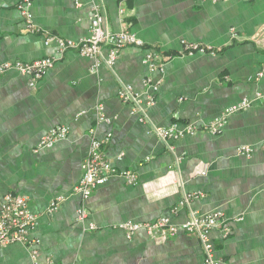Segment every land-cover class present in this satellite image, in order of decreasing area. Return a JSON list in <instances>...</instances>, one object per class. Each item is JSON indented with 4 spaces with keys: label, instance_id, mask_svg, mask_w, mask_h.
Segmentation results:
<instances>
[{
    "label": "crops",
    "instance_id": "crops-1",
    "mask_svg": "<svg viewBox=\"0 0 264 264\" xmlns=\"http://www.w3.org/2000/svg\"><path fill=\"white\" fill-rule=\"evenodd\" d=\"M21 1L0 0V63L56 62L34 86L17 70L0 74V201L8 192L27 197L37 216L32 237L42 241L37 264H203L194 234L180 231L162 241L141 229L128 238L117 225L164 215L181 225L194 212L215 210L226 219L210 232L219 264H264V105L230 114L218 134L201 130L163 140L150 132L208 124L243 97L264 93V74L258 76L264 70V0H99L108 30H129L171 55L156 92L144 84L160 73L150 69L143 48L125 47L113 66L104 57L96 66L76 51L62 53L55 41L45 44L50 35L86 38L96 0H32L37 32L26 31ZM183 41L216 51L187 53ZM123 85L142 93L143 121L136 105L119 98ZM148 94L155 97L152 105ZM99 105L109 123L98 124ZM57 125L68 126V136L38 150ZM91 129L99 138L112 133L104 146L108 159L139 180L132 185L110 177L92 193L89 218L81 222L75 187ZM242 147L252 152L239 153ZM187 194L194 196L180 206ZM58 196L65 200L51 210ZM0 264L35 261L30 247L17 243L0 247Z\"/></svg>",
    "mask_w": 264,
    "mask_h": 264
},
{
    "label": "built area",
    "instance_id": "built-area-1",
    "mask_svg": "<svg viewBox=\"0 0 264 264\" xmlns=\"http://www.w3.org/2000/svg\"><path fill=\"white\" fill-rule=\"evenodd\" d=\"M32 0H22L18 8L22 14L26 31L37 32L41 28L36 25L31 12ZM52 41L58 43L60 51H76L82 56L94 59L96 66L100 65L102 57L104 62L113 66L121 52L128 46L143 48L145 51V61L150 65L152 71H159L160 76L146 78L144 84L154 92L158 91L162 83V73L164 72L165 61L171 55L163 54L157 50L155 46L146 45V43L137 37L129 30L118 32L110 31L106 27V16L104 6L99 0L94 1L92 6V18L90 23L89 35L80 40L65 39L62 37L50 35L46 36L45 44ZM184 51L187 53L200 52H215L210 46L200 43L183 41ZM105 54V55H104ZM55 57H43L33 61H5L0 63V74H4L10 70H17L31 78V85H35L41 80L46 73L54 66ZM264 70L258 73V76H263ZM147 93V91H146ZM119 98L126 102L132 103L138 107L137 111L141 113L140 120L145 119V111L141 106L143 101L142 93L136 92L131 85H123L118 92ZM146 104L152 105L155 103L153 94H148ZM256 103L264 105V93H257L254 97L245 96L236 104L227 107L221 116L215 118L205 125H195L188 123L182 129L176 124L169 127L154 126L151 133L157 135L163 140L180 139L188 134H195L198 131H207L212 134H218L222 131L223 126L227 122L230 114L246 110ZM98 124L109 123L108 118L103 112V106L97 107ZM91 145L88 157L83 162V175L79 183L75 187V191L80 195V206L78 209V220L85 222L89 218L87 209L89 198L94 190L100 185L105 184L110 177L119 176L125 179L129 184H136L139 180L138 174L129 169H118L108 159L104 146L109 143L112 133H108L104 138H99L96 129H91ZM69 134V127L65 125H57L48 130L40 139L38 150L51 147L57 140L65 139ZM239 153L250 154V147H242L238 150ZM193 194H187L181 200L180 206L188 204L193 197ZM65 200L64 196H58L52 200L50 204L51 210H56ZM225 213L220 210H215L207 213H192L191 217L183 224L178 225L173 223L172 218L164 215L155 221H126L117 225V228L122 230L128 238H131L134 233L144 229L152 237L162 241L169 240L175 237L180 231L194 234L199 237L204 249L203 264H219L214 257V245L210 237V232L214 227L225 226ZM37 226V216L32 211L27 197L22 194L8 192L0 201V247L9 244H25L30 247L32 258L35 264L38 262V257L41 254V239L32 237L33 231ZM95 229L93 223L89 226ZM47 264L52 262L47 259Z\"/></svg>",
    "mask_w": 264,
    "mask_h": 264
},
{
    "label": "trees",
    "instance_id": "trees-1",
    "mask_svg": "<svg viewBox=\"0 0 264 264\" xmlns=\"http://www.w3.org/2000/svg\"><path fill=\"white\" fill-rule=\"evenodd\" d=\"M214 51H216V50H214Z\"/></svg>",
    "mask_w": 264,
    "mask_h": 264
}]
</instances>
